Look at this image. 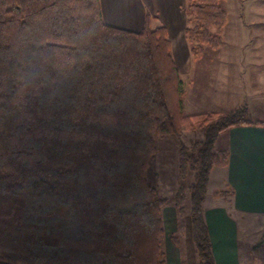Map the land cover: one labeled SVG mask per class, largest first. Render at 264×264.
Segmentation results:
<instances>
[{"label": "trees", "instance_id": "trees-1", "mask_svg": "<svg viewBox=\"0 0 264 264\" xmlns=\"http://www.w3.org/2000/svg\"><path fill=\"white\" fill-rule=\"evenodd\" d=\"M221 1L186 0L195 61L223 44ZM184 98L163 27H111L101 0H0V264H167L168 201L147 172L158 139L198 130L201 141L179 144L192 183L175 206L184 229L189 201L196 264H215L203 204L211 170L229 163L217 137L264 122L185 115ZM251 255L264 264V235Z\"/></svg>", "mask_w": 264, "mask_h": 264}, {"label": "rangeland", "instance_id": "rangeland-1", "mask_svg": "<svg viewBox=\"0 0 264 264\" xmlns=\"http://www.w3.org/2000/svg\"><path fill=\"white\" fill-rule=\"evenodd\" d=\"M229 4L230 0L221 1L220 4L228 14V24L221 33L222 46L218 51L206 47L202 60L194 61L193 71L181 77L185 93L183 112L185 115L206 112L227 115L244 110L246 120L264 122V0H243L238 12L235 8H229ZM235 51L242 53L235 59L239 58L244 62H225L226 59L232 58L230 53ZM253 53L260 55L252 57ZM215 59L220 62L217 69L214 66ZM253 59L259 61L251 62ZM223 137L224 133L217 137V147L222 145ZM202 139V130L184 131L180 138L168 136L158 139L157 151L147 172L149 184L157 190L161 198L168 201L163 209L165 222L163 249L167 264L197 263L190 236L189 201L184 204L182 220L185 228L181 229L175 196L181 185L188 187L192 183L191 174L186 181L179 177V144L192 147ZM240 226L241 264H253L251 251L263 238L264 215L246 217ZM172 235L177 236L180 241L178 248L172 244Z\"/></svg>", "mask_w": 264, "mask_h": 264}, {"label": "crops", "instance_id": "crops-1", "mask_svg": "<svg viewBox=\"0 0 264 264\" xmlns=\"http://www.w3.org/2000/svg\"><path fill=\"white\" fill-rule=\"evenodd\" d=\"M242 2L230 0L228 7L238 12ZM185 5L186 0H101L104 22L111 27L130 32H141L147 25H153L152 29L163 27L171 43L180 77L193 71L195 61L185 35L190 24ZM230 55L232 58L225 62H244L235 59L242 53L235 51ZM259 55L253 53L251 56ZM250 61L257 63L259 60ZM219 65V60L215 59V68ZM223 138L220 147L215 143V151H227L229 163L226 167L211 170L203 214L215 264H241L240 223L246 217L264 215V127H234L224 132ZM215 192L226 194L214 196Z\"/></svg>", "mask_w": 264, "mask_h": 264}]
</instances>
